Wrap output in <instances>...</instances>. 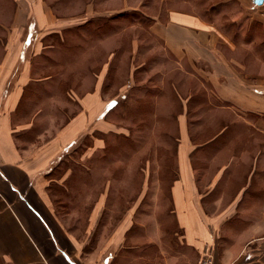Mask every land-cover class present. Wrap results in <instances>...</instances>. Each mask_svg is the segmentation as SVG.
Here are the masks:
<instances>
[{
    "label": "rangeland",
    "instance_id": "rangeland-1",
    "mask_svg": "<svg viewBox=\"0 0 264 264\" xmlns=\"http://www.w3.org/2000/svg\"><path fill=\"white\" fill-rule=\"evenodd\" d=\"M234 1L0 0V63L9 49L16 60L11 83L24 72L28 78L17 113L26 141L42 143L57 135L81 110L80 98L92 92L101 75L105 78V104L96 118L104 121L103 127L90 124L87 136L65 150L50 170L52 208L66 226L84 232L98 211V227L106 228L108 237L130 214L136 219L126 222L143 228L150 215L170 213V190L178 177L180 116L186 115L194 137L189 144L195 145L196 127L219 132L224 120L206 123L209 109L198 104L208 100V90L196 96V79L187 75L196 76V68L187 60L161 59L151 25L164 23L171 10L198 11L220 21L222 31L239 42L237 28L229 22L231 10L241 11ZM36 5L43 11L35 10ZM29 34L32 42L27 44ZM216 112L218 119L229 118L225 111ZM254 143L252 157L262 140ZM244 144L219 139L203 154L194 152L192 163L208 180L233 153L246 150ZM97 238L90 237L89 248ZM58 254L77 264L64 251L58 249Z\"/></svg>",
    "mask_w": 264,
    "mask_h": 264
},
{
    "label": "crops",
    "instance_id": "crops-1",
    "mask_svg": "<svg viewBox=\"0 0 264 264\" xmlns=\"http://www.w3.org/2000/svg\"><path fill=\"white\" fill-rule=\"evenodd\" d=\"M238 1L241 11L231 10L229 22L237 28L239 42L222 31L220 21L198 11L171 10L164 23L151 25L161 59L187 60L196 68V76L187 75L196 79V96L208 90V100L198 104L209 109L206 123L224 120V126L219 132L211 126L198 131L196 127V145L189 144L194 137L186 127V115H181L172 210L160 217L146 215L149 222L143 228L126 222L136 219L130 214L108 237L107 229L98 227V211L84 232L73 230L56 216L50 198L54 163L87 136L90 124L104 125L96 119L105 104L104 76L80 98L81 110L57 135L42 143L26 141L17 113L28 78L24 72L11 83L16 60L7 48L0 63V264H69L58 249L77 264H199L207 249L214 254V264H264V2ZM40 8L36 5L35 10ZM31 38L29 34L25 43ZM20 60L24 61L23 52ZM163 60L161 68L166 66ZM214 110L225 111L229 118L218 119ZM223 138L244 142L246 150L233 153L204 180L191 156L203 154L206 146ZM204 139L208 142L197 143ZM259 140L252 157L251 149L258 145L254 141ZM93 234H98L97 242L89 248Z\"/></svg>",
    "mask_w": 264,
    "mask_h": 264
},
{
    "label": "built area",
    "instance_id": "built-area-1",
    "mask_svg": "<svg viewBox=\"0 0 264 264\" xmlns=\"http://www.w3.org/2000/svg\"><path fill=\"white\" fill-rule=\"evenodd\" d=\"M215 258L212 250H205L202 255L199 264H214Z\"/></svg>",
    "mask_w": 264,
    "mask_h": 264
},
{
    "label": "water",
    "instance_id": "water-1",
    "mask_svg": "<svg viewBox=\"0 0 264 264\" xmlns=\"http://www.w3.org/2000/svg\"><path fill=\"white\" fill-rule=\"evenodd\" d=\"M264 2V0H255L256 4H262Z\"/></svg>",
    "mask_w": 264,
    "mask_h": 264
}]
</instances>
